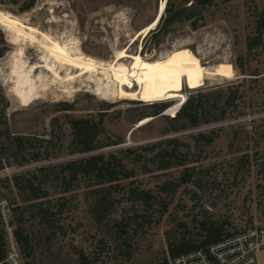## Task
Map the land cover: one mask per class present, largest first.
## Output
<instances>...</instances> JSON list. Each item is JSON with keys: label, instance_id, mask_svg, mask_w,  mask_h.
Returning <instances> with one entry per match:
<instances>
[{"label": "rangeland", "instance_id": "1", "mask_svg": "<svg viewBox=\"0 0 264 264\" xmlns=\"http://www.w3.org/2000/svg\"><path fill=\"white\" fill-rule=\"evenodd\" d=\"M162 1L36 0L35 6L27 12L20 10L23 0L18 4L10 0L0 3L3 11L20 16L27 24L39 27L44 32L55 34L53 36L61 41L65 39L69 44L73 42L81 46L84 53L97 57L100 61H112L116 53L126 47L130 53H139L147 60L187 48L199 57L205 67L232 74L228 79H208L204 86L196 89L184 85L176 94L151 100L120 97L103 99L93 92L95 85L81 86L78 82L69 84V88L75 91L66 94L62 91L64 86L53 84L46 92L42 91V97L23 107L10 92L11 83L1 80L0 89L9 102L6 117L11 134L22 133L49 139L55 133L57 141L48 150L52 158L47 160L33 161L36 150L28 148L24 158L31 162L24 166L17 165L11 153H2L0 150V159H3L5 167L21 168L12 174V179L8 178L3 183L14 207L28 203L24 202V195L15 185V175H29L37 168L91 154L71 153L72 129L69 120L72 117L97 118L101 111H107L104 120L106 134L101 137L102 141L107 137L113 141L123 140L120 144L92 153L119 151L170 136L184 138L180 143L183 153L187 148L185 143L191 142L189 134L219 130V137L214 143H208L207 137L200 138L199 147H192L187 157L195 161L193 165L197 167V177L200 178L202 187L195 183L183 184L170 197L168 209L161 218H158L161 207L158 205L149 212L154 217L153 223L134 225L129 254L126 244L114 236L112 223L96 222L89 206L92 202L91 195L88 194L89 188L80 185L72 191L64 192L65 186L60 180L55 181L51 177L42 182L44 189L49 191V196L43 200L50 199L51 204H56L57 201L65 203V208L61 214H56L53 228L44 226L39 217L27 213L26 225L35 236V249L33 256L25 259L26 264L28 261L30 264H83L81 253L90 264H160L165 258H169L170 243L185 235H197L200 231L198 223L205 218L228 219L231 222V232L264 223V77L259 82L247 81L243 84L241 88L245 90L244 98L239 100L236 107L229 108V118L222 122L164 133L172 127L165 116H150V121L141 125L142 127L139 125L140 121H137L145 105L149 103L162 100L174 105L200 91L227 87L239 83L244 77H252L240 72L236 60L239 56L247 55V38L255 33L260 16L264 14V0H220L204 11L206 23L198 29L194 30L190 21L174 22L165 34L148 32L138 36L142 28L156 18ZM165 1L167 4L168 0ZM193 1L190 0L189 4ZM0 50H3V55L0 56V77L7 79L10 78V64L17 46L9 41L7 32L1 26ZM25 54L29 63L45 61L44 53L37 46L27 44ZM131 62L132 59L127 60L128 64ZM245 66L250 70L262 71L264 76V54L248 60ZM39 73L48 81L53 80L51 72L38 68L36 74ZM104 101L110 105L104 106ZM61 102L72 103L74 108L59 110L57 104ZM106 108L108 109L104 110ZM241 111H244L245 116H238ZM165 115L173 116L171 113ZM3 127L1 125L0 129ZM132 129L134 132L129 136ZM4 142L5 138L0 137V147ZM36 146L37 144L34 148ZM47 153L44 148L41 149L43 158ZM149 159L145 160L148 167L155 169ZM180 171L181 168H176L166 173L155 171L146 174L138 168L133 179L142 187L157 189L163 181L177 177ZM114 193L119 198L122 197L119 194H123L122 191ZM62 197L65 198L61 200ZM129 207L128 201L123 200L118 206V212L112 217H118L121 211ZM258 264H264V249L258 254Z\"/></svg>", "mask_w": 264, "mask_h": 264}, {"label": "trees", "instance_id": "2", "mask_svg": "<svg viewBox=\"0 0 264 264\" xmlns=\"http://www.w3.org/2000/svg\"><path fill=\"white\" fill-rule=\"evenodd\" d=\"M18 4L21 0H10ZM220 0H168L165 11L160 18L155 35L165 34L174 22L190 21L191 27L195 30L206 23L204 11L214 6ZM4 0H0L3 3ZM36 0H23L20 6L21 12H27L35 6ZM247 55L239 56L236 64L242 74L252 77H244L237 84L227 87H218L207 91H200L197 95H190L186 98L175 116L165 115L164 112L173 104L170 101H155L145 105L142 113L137 118L140 121L150 116H165L172 127L164 133L181 132L190 129H196L202 125L222 122L229 118V108L237 106L239 100L245 95V90L241 87L247 81L259 82L264 77L260 70H250L245 65L248 60L255 56L264 54V14H261L255 33L247 38ZM3 50H0V56ZM0 137L5 138L1 144L0 150L8 151L14 157V161L19 166H24L31 160L25 159L24 154L28 148L36 150L32 160L38 162L42 159H51L52 154L49 149L56 145L55 133L52 137H33L22 133L11 134L6 117V110L9 105L3 91L0 89ZM110 103L104 101V106ZM59 110H72L74 105L69 102L57 104ZM108 108L104 109L107 110ZM107 111H101L98 117H72L69 125L72 129V141L70 144L71 153H91L78 159H70L61 164H52L46 167H40L29 173V175H15L14 181L18 190L24 195L26 205L14 207V221L16 224L15 235L22 248L25 259L34 254L35 236L27 227V213L31 216H37L41 224L53 228L56 222V214H61L65 208V203L51 204L50 199L43 200L49 196V191L45 190L42 182L53 177L60 180L65 186L64 192L72 191L80 185L89 188L88 194L91 195L92 202L89 203L93 217L98 224L108 222L112 223L114 236L126 244L127 253H130L132 247L131 231L134 225H145L153 223L154 217L150 211L156 206L160 207V215L167 211L169 199L183 185L195 183L201 185L200 178L197 177L198 171L194 160H189L192 147H199L200 138H208V143L212 144L219 137V130L212 129L208 132L199 131L188 135L190 143H185L186 150L181 151L180 143L184 141L181 136H170L159 140L147 142L141 145L126 147L119 151L95 152L104 147L117 145L123 140L113 141L109 137L102 141L101 137L106 134L104 120ZM240 117L245 116L244 111L239 113ZM237 116V117H238ZM4 117V120L2 118ZM142 127V126H140ZM134 132V131H133ZM132 132V133H133ZM264 137V136H263ZM35 142V143H33ZM37 146L34 148V146ZM46 150L47 155L41 156V149ZM146 158H150L155 169H150ZM12 163H9L11 165ZM3 159H0V169L4 168ZM140 168L143 173L161 171L170 172L176 168H181L180 174L171 180H165L159 184L157 189L142 187L135 179L137 169ZM161 173V174H162ZM43 178V180H39ZM199 178V179H198ZM39 180V181H38ZM123 180H131L124 182ZM115 191L122 196L115 195ZM65 198V197H64ZM63 197L61 198L64 199ZM123 198V199H122ZM123 200L130 204L129 208L121 211L119 216L112 217L118 212V206ZM55 208L57 210L55 211ZM231 222L228 219L205 218L198 223L199 232L195 236H184L169 245V258H165L160 264H172V261L183 253L191 252L199 247L217 243L225 237L235 233L230 230ZM240 231V230H239ZM237 232V231H236ZM50 239V236L48 237ZM0 256H5L3 235L0 233ZM83 264H90L87 257L81 253ZM27 264H30L28 261Z\"/></svg>", "mask_w": 264, "mask_h": 264}, {"label": "bare ground", "instance_id": "3", "mask_svg": "<svg viewBox=\"0 0 264 264\" xmlns=\"http://www.w3.org/2000/svg\"><path fill=\"white\" fill-rule=\"evenodd\" d=\"M165 7L166 1L163 0L156 18L142 28L138 36L147 34L157 26ZM25 21L20 16H14L0 8V26L7 32L9 41L17 46L10 64V78L3 79L4 76H1L0 81L11 83L10 92L22 107L42 97V91L53 84L64 86L62 91L66 94L75 91L69 88V84L78 82L81 86L95 85L93 92L103 99L120 97L151 100L176 94L184 85L196 89L204 86L208 79H228L232 75L223 70L205 67L199 57L187 48L174 50L161 58L147 60L139 53H130L126 47L119 50L112 61H100L97 57L84 53L81 46L73 42L69 44L65 39H62V42L53 36L55 34L44 32L43 29L40 30ZM27 44L37 46L44 53L45 61L29 63L25 54ZM128 59H132L129 64ZM38 68L51 72L53 80L48 81L43 74H36ZM179 102L171 105L165 112L174 116L178 111ZM150 119H141L139 125Z\"/></svg>", "mask_w": 264, "mask_h": 264}, {"label": "built area", "instance_id": "4", "mask_svg": "<svg viewBox=\"0 0 264 264\" xmlns=\"http://www.w3.org/2000/svg\"><path fill=\"white\" fill-rule=\"evenodd\" d=\"M21 168L0 169V233L3 235L5 256L0 264H26L22 248L15 235L14 205L3 183ZM264 249V223L237 231L221 241L199 247L177 256L172 264H258V254Z\"/></svg>", "mask_w": 264, "mask_h": 264}, {"label": "water", "instance_id": "5", "mask_svg": "<svg viewBox=\"0 0 264 264\" xmlns=\"http://www.w3.org/2000/svg\"><path fill=\"white\" fill-rule=\"evenodd\" d=\"M162 16V15H161ZM161 16H160V18H161ZM159 21H160V19H159ZM187 98V97H186ZM186 98L185 99H183V100H181V102H179V104H178V106H179V109H180V107L182 106V104L185 102V100H186ZM178 109V110H179ZM134 131V129H132L131 131H130V134H129V136H131V134H132V132Z\"/></svg>", "mask_w": 264, "mask_h": 264}, {"label": "snow or ice", "instance_id": "6", "mask_svg": "<svg viewBox=\"0 0 264 264\" xmlns=\"http://www.w3.org/2000/svg\"><path fill=\"white\" fill-rule=\"evenodd\" d=\"M147 67V66H146Z\"/></svg>", "mask_w": 264, "mask_h": 264}]
</instances>
